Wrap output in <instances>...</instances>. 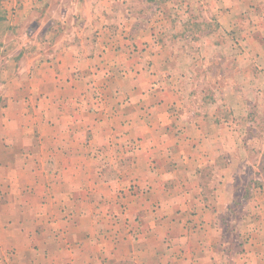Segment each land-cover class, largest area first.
<instances>
[{
  "label": "crops",
  "instance_id": "1",
  "mask_svg": "<svg viewBox=\"0 0 264 264\" xmlns=\"http://www.w3.org/2000/svg\"><path fill=\"white\" fill-rule=\"evenodd\" d=\"M0 50V264H264V0H7Z\"/></svg>",
  "mask_w": 264,
  "mask_h": 264
},
{
  "label": "rangeland",
  "instance_id": "2",
  "mask_svg": "<svg viewBox=\"0 0 264 264\" xmlns=\"http://www.w3.org/2000/svg\"><path fill=\"white\" fill-rule=\"evenodd\" d=\"M3 2L6 3L7 0H5V1H4V0H1V1H0V7H1L2 5H4ZM4 24H5V23H4ZM6 36H7L6 39H7L8 41H9V40L11 41V39H12V35L9 34V35H6ZM0 52H1V50H0ZM5 54H8V55L11 54V52L9 51V49H5ZM260 146H262V145H260ZM249 174H250V172H249ZM258 183H259V185L261 184L260 182H258ZM260 187H261V186H260Z\"/></svg>",
  "mask_w": 264,
  "mask_h": 264
}]
</instances>
